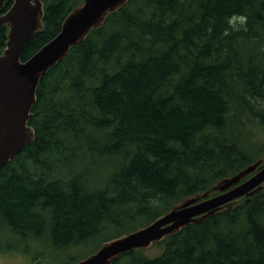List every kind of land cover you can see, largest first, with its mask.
I'll use <instances>...</instances> for the list:
<instances>
[{"label":"trees","instance_id":"16d2710c","mask_svg":"<svg viewBox=\"0 0 264 264\" xmlns=\"http://www.w3.org/2000/svg\"><path fill=\"white\" fill-rule=\"evenodd\" d=\"M82 2L45 0L22 60ZM29 124L0 173V250L48 239L73 264L264 158V0H130L43 76ZM154 247L114 264H264V190Z\"/></svg>","mask_w":264,"mask_h":264},{"label":"water","instance_id":"95a60500","mask_svg":"<svg viewBox=\"0 0 264 264\" xmlns=\"http://www.w3.org/2000/svg\"><path fill=\"white\" fill-rule=\"evenodd\" d=\"M7 1L0 0V30L8 27L0 53V173L36 138L29 120L43 76L130 0H83L66 16L61 31L25 61L22 56L29 41L44 28L45 0H14L5 10ZM263 190L264 158H260L207 191L176 203L148 225L105 241L73 264H114L120 254L150 249L187 225L204 222Z\"/></svg>","mask_w":264,"mask_h":264},{"label":"rangeland","instance_id":"374dc122","mask_svg":"<svg viewBox=\"0 0 264 264\" xmlns=\"http://www.w3.org/2000/svg\"><path fill=\"white\" fill-rule=\"evenodd\" d=\"M237 18L233 20L236 23ZM3 237H11L10 234ZM2 246H6V241H1ZM30 252L25 254L21 252H2L0 250V264H64L66 262L65 256L58 254L57 251L48 243V239L40 241H30ZM19 248L24 249L25 244L19 245ZM162 249L152 246L146 250L148 255L160 254ZM89 249H85L84 252L88 253ZM39 258L35 260L34 258Z\"/></svg>","mask_w":264,"mask_h":264},{"label":"clouds","instance_id":"9594fccd","mask_svg":"<svg viewBox=\"0 0 264 264\" xmlns=\"http://www.w3.org/2000/svg\"><path fill=\"white\" fill-rule=\"evenodd\" d=\"M239 19H240V23L241 24H245L246 23V17L240 16ZM245 30H246V28H245Z\"/></svg>","mask_w":264,"mask_h":264},{"label":"bare ground","instance_id":"6f19581e","mask_svg":"<svg viewBox=\"0 0 264 264\" xmlns=\"http://www.w3.org/2000/svg\"><path fill=\"white\" fill-rule=\"evenodd\" d=\"M29 125H30V124H29ZM31 126H32V125H31ZM32 127H33V126H32ZM33 128H34V127H33ZM22 151H23V150H22ZM22 151H21V152H22ZM21 152H20V153H21Z\"/></svg>","mask_w":264,"mask_h":264}]
</instances>
